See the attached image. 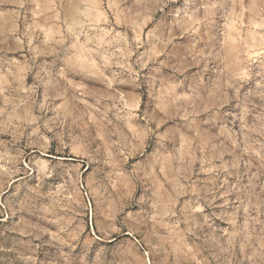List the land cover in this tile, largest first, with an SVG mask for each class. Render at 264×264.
Returning <instances> with one entry per match:
<instances>
[{
	"label": "clouds",
	"instance_id": "clouds-1",
	"mask_svg": "<svg viewBox=\"0 0 264 264\" xmlns=\"http://www.w3.org/2000/svg\"><path fill=\"white\" fill-rule=\"evenodd\" d=\"M0 264H264V0H0Z\"/></svg>",
	"mask_w": 264,
	"mask_h": 264
}]
</instances>
